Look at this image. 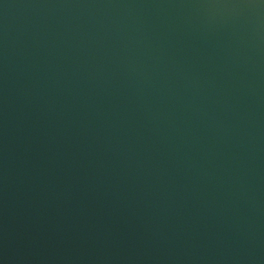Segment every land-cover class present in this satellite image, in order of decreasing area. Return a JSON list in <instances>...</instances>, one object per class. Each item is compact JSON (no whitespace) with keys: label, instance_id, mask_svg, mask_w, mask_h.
Instances as JSON below:
<instances>
[{"label":"water","instance_id":"95a60500","mask_svg":"<svg viewBox=\"0 0 264 264\" xmlns=\"http://www.w3.org/2000/svg\"><path fill=\"white\" fill-rule=\"evenodd\" d=\"M0 264H264V0H0Z\"/></svg>","mask_w":264,"mask_h":264}]
</instances>
